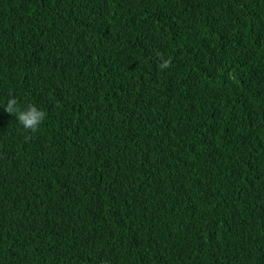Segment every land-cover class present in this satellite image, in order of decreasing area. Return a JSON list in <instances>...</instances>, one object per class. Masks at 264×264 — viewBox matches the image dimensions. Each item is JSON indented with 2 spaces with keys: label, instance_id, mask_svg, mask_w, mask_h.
Masks as SVG:
<instances>
[{
  "label": "trees",
  "instance_id": "trees-1",
  "mask_svg": "<svg viewBox=\"0 0 264 264\" xmlns=\"http://www.w3.org/2000/svg\"><path fill=\"white\" fill-rule=\"evenodd\" d=\"M0 264H264V0H0Z\"/></svg>",
  "mask_w": 264,
  "mask_h": 264
},
{
  "label": "clouds",
  "instance_id": "clouds-1",
  "mask_svg": "<svg viewBox=\"0 0 264 264\" xmlns=\"http://www.w3.org/2000/svg\"><path fill=\"white\" fill-rule=\"evenodd\" d=\"M168 65L169 61L165 60L161 64V68H166ZM43 95L48 101L53 103V114L58 113L63 115V117L72 116L78 109H81L84 112L90 109L87 105L86 99L83 97L77 96L67 104L58 105L48 93H43ZM4 110L9 114L14 115L22 128L31 133H35L46 118L45 111L37 104H30L25 108H20L18 106V101L14 96L7 100Z\"/></svg>",
  "mask_w": 264,
  "mask_h": 264
}]
</instances>
